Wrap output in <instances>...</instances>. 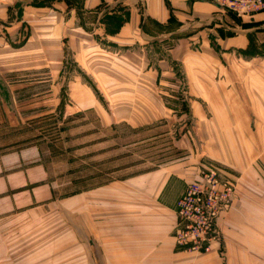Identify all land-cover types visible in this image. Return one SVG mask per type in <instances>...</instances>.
I'll list each match as a JSON object with an SVG mask.
<instances>
[{
    "label": "rangeland",
    "instance_id": "374dc122",
    "mask_svg": "<svg viewBox=\"0 0 264 264\" xmlns=\"http://www.w3.org/2000/svg\"><path fill=\"white\" fill-rule=\"evenodd\" d=\"M35 5L44 9L31 30L9 24L21 13L15 5L7 17L0 12V155L17 169L14 186L27 190L19 203L28 197L43 205L0 229L3 236H38L14 244L17 254L31 249L37 264H94L95 185L109 173L177 165L185 179L177 200L210 174L226 193L215 218L219 241L199 253L225 264L229 239L237 250L228 264H264V34L228 51L203 26L175 32L171 16L165 29L172 33L117 46L69 29L46 9L60 6ZM220 11L239 32L256 26L252 16ZM118 22L107 21L113 28ZM217 60L228 68L209 64ZM229 110L237 121L224 126Z\"/></svg>",
    "mask_w": 264,
    "mask_h": 264
},
{
    "label": "crops",
    "instance_id": "0c3cea01",
    "mask_svg": "<svg viewBox=\"0 0 264 264\" xmlns=\"http://www.w3.org/2000/svg\"><path fill=\"white\" fill-rule=\"evenodd\" d=\"M39 1L41 0H0V12H4L7 17L8 9L15 5L21 13L14 12L11 16L14 22L9 24L14 27V23L15 26L25 23L31 30L34 20L41 18V10L44 9L35 5ZM48 2L51 5L49 7H61V12L48 6L46 9L51 11L53 16L66 21L70 25L69 29L90 34L92 37L104 36L117 46L130 44L138 38L144 41L150 40L152 36L172 33L170 29L168 32L165 29L171 16L179 23V26L174 28L175 32L187 28L196 31V27L203 26L218 36L215 39L220 44L227 43L226 47L221 45V49L228 51L246 49L250 38L256 39L257 35L264 34L258 33V28H264V10L252 15L250 21L255 22L256 26L243 28L242 32H239L236 27L226 23V15L220 8L208 1L44 0L45 4ZM110 18H118L116 27L113 28L107 23ZM217 20L222 21V24L217 23ZM155 25L164 30H155ZM219 28L222 36L217 33ZM5 29L9 30L10 27ZM192 35L198 40V33ZM202 43L205 44L204 41ZM207 53L212 59L215 51L210 47ZM209 64L225 69L229 66L218 60ZM231 111L228 113L231 118H227L223 113L222 121L226 120L224 126L228 120L234 124L237 121L236 114ZM234 136L236 142L238 136ZM17 158L13 159L14 162L20 161L19 157ZM10 160L11 157L6 154L0 155V229L13 226L20 213L43 206L35 204L36 199L32 201L27 197L32 196V193L25 195L28 200L26 205L19 203L22 193L27 190L14 186L12 176L17 169L10 165ZM178 168L181 167L159 166L120 177L111 176L109 173L106 180L95 185L92 239L94 264H222L215 253L187 252L175 243L174 233L178 220L175 205L185 181L182 169ZM78 228H81V234L85 233L82 223H78ZM3 235L0 233V264H37L35 251L30 249L26 253L17 254L18 250L14 244L31 243V240H38V236L17 238L15 235ZM81 241L85 244V236ZM226 244L227 253L224 259L225 264H228L236 254L237 248L231 247L233 243L229 239Z\"/></svg>",
    "mask_w": 264,
    "mask_h": 264
},
{
    "label": "built area",
    "instance_id": "2783aa9c",
    "mask_svg": "<svg viewBox=\"0 0 264 264\" xmlns=\"http://www.w3.org/2000/svg\"><path fill=\"white\" fill-rule=\"evenodd\" d=\"M216 4L238 16H252L264 10V0H205ZM226 193L216 188L213 174L202 182L186 186L177 200L176 212L179 217L175 243L179 248L196 252H208L219 241L215 218L222 208Z\"/></svg>",
    "mask_w": 264,
    "mask_h": 264
}]
</instances>
